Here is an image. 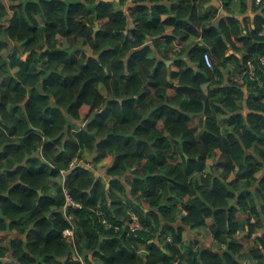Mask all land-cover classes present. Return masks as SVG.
I'll list each match as a JSON object with an SVG mask.
<instances>
[{
    "label": "trees",
    "instance_id": "1",
    "mask_svg": "<svg viewBox=\"0 0 264 264\" xmlns=\"http://www.w3.org/2000/svg\"><path fill=\"white\" fill-rule=\"evenodd\" d=\"M7 1L0 264L8 253L16 264H238L235 237L258 229L248 254L264 264V7L251 33L239 35L231 0L221 13L198 0H137L126 12L102 0ZM242 72V84L229 78ZM109 155L104 182L93 168ZM74 159L67 187L81 205L72 211L83 262L62 236L69 223L57 181ZM128 211L142 225L135 233ZM10 232L27 239H7Z\"/></svg>",
    "mask_w": 264,
    "mask_h": 264
},
{
    "label": "crops",
    "instance_id": "2",
    "mask_svg": "<svg viewBox=\"0 0 264 264\" xmlns=\"http://www.w3.org/2000/svg\"><path fill=\"white\" fill-rule=\"evenodd\" d=\"M5 4H6V8L8 9L9 6H11L10 4H8L7 0H4ZM104 3L109 4V9L114 10V9H118V10H123V12L127 11V7L129 5H131L130 3L132 2H137V1H128V0H102ZM205 3V8H215L218 9V12L221 13V11L223 10V0H198L197 2H195V4L199 5V3ZM231 3H228L229 8L232 10V14L237 18L236 20L238 21V24L235 26V33L237 34H243V35H248L251 33V31L253 30V18L254 15L258 12L259 14L262 12V9L264 7V0H231ZM166 5L168 7H176L178 6V3H172L170 1H166ZM168 16L167 13H164L163 15L160 16L161 21H164V19ZM99 28V24L96 22L95 23V30H98ZM239 34V35H240ZM261 34H264V31L261 32ZM237 35V36H239ZM221 39V36L217 37L214 39V42L218 41ZM201 39H198L197 42H200ZM204 45V47L207 50H211V45L210 44H203V43H199V46ZM12 47L15 46L14 44H10ZM231 53V51L228 49L227 54L229 55ZM167 64L170 66V69L173 72H177L178 68L176 67V65L172 62V61H168ZM227 70L223 71V74L226 75ZM225 78H227V76H224ZM230 79L233 80L232 77H229ZM10 79H6V81H9ZM174 83L176 84L177 82L174 81ZM223 118V117H222ZM85 121H81L80 122V126H84ZM38 151H40V149H36L34 152V155L37 156V158L40 159V155L38 153ZM42 161V159H40ZM75 160V159H74ZM40 162V161H39ZM113 163L112 157L109 155L107 156L105 159H103V161L101 160V162L99 164H96L95 167L93 168V173L95 176L99 177L102 181L106 182V178L104 177L103 173L104 171H102L103 168H107L110 167ZM26 165V163H25ZM46 167H48L49 165H47L45 163ZM87 165L86 167H91V165L89 163L85 164ZM43 166V164H42ZM34 168L39 169L41 168V164H37L34 166ZM43 168H45L43 166ZM92 169V168H91ZM5 180V174L1 173L0 174V181H4ZM261 187V186H260ZM255 189V188H254ZM41 193V192H40ZM232 202V200H230ZM264 214V210L261 211V215L263 216ZM26 218L23 219V221H25ZM23 221L21 223H23ZM255 221V219H252V222ZM264 225V222H263ZM262 234V229H258L256 231V233L248 239H245V234L243 233H238L237 236L235 237V239L237 240L238 243H240L242 245V250H241V257H239L238 260V264H254L255 260H251L248 252L252 249L258 248L254 238L256 236H259ZM6 238L7 239H20L21 241H26V233L23 234H17L16 232H10L8 234H6ZM192 239H196L195 236H190V240ZM203 247L205 248H210L213 250H224L223 247L217 246V245H209L206 244L205 242L202 243ZM89 258L91 257L90 255H88ZM239 256V255H238ZM95 260V259H94ZM2 261L4 264H16L15 260L13 259V257L11 256L10 253L7 254L6 257L2 258ZM95 264H98L97 261H95ZM101 264V263H100Z\"/></svg>",
    "mask_w": 264,
    "mask_h": 264
},
{
    "label": "built area",
    "instance_id": "3",
    "mask_svg": "<svg viewBox=\"0 0 264 264\" xmlns=\"http://www.w3.org/2000/svg\"><path fill=\"white\" fill-rule=\"evenodd\" d=\"M128 1H137V0H128ZM203 56V62L205 64V67L208 69H212L214 66V60L212 58V55H210L209 52H204L202 54ZM260 64L264 68V58L260 59ZM243 72L241 75H238L237 77L233 78L234 81L238 84H242L244 82L243 79ZM248 76L251 80H255V68L254 65H249L248 70ZM78 164V161L73 160L68 170H60L59 175L57 177V181L59 183V187H61L64 198H65V207L62 208L63 215L65 217V220L69 223V227L66 228L62 232V236L65 238L66 244H68L73 251V257H76L79 261L83 262L81 257L76 251L75 248V215L72 210L80 208V203L76 202L70 195L69 188L67 187L70 169ZM67 207H69L70 210H67ZM102 223L105 222V220L100 219ZM125 226L127 227L128 233H135L142 229V225L140 223L139 217L132 211H128V219L125 220Z\"/></svg>",
    "mask_w": 264,
    "mask_h": 264
},
{
    "label": "rangeland",
    "instance_id": "4",
    "mask_svg": "<svg viewBox=\"0 0 264 264\" xmlns=\"http://www.w3.org/2000/svg\"><path fill=\"white\" fill-rule=\"evenodd\" d=\"M86 51L89 53L88 48H86ZM259 59H261V58H259ZM102 161H103V159H102ZM100 162H101V161L97 162V164H99Z\"/></svg>",
    "mask_w": 264,
    "mask_h": 264
}]
</instances>
